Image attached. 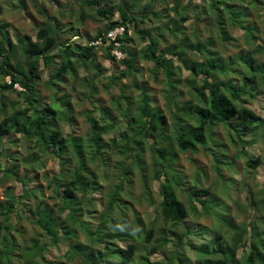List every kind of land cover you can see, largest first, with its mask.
Wrapping results in <instances>:
<instances>
[{
    "label": "trees",
    "instance_id": "trees-1",
    "mask_svg": "<svg viewBox=\"0 0 264 264\" xmlns=\"http://www.w3.org/2000/svg\"><path fill=\"white\" fill-rule=\"evenodd\" d=\"M123 1L122 5L118 0H78V4L82 7L85 5L92 12L94 22L104 23L101 30H97L93 36H87L85 45H71L66 41L64 37L74 31L73 27L67 30L58 29L59 21L49 19L45 8L39 9L35 1L34 6L37 12L47 17V24L39 26L36 40L23 36L13 43L9 37L7 25H3L0 21V79H4V82L0 83V169L3 153L10 154L6 148L3 149L2 139L13 132L23 136L26 142L31 143L33 148L38 150V153L29 152V164L36 162L39 167H43L44 162L40 155L45 158L53 156L59 160V173L53 176L48 183V186L52 187L55 192L57 202L49 207L42 201H38L35 207L28 209V213L34 225L51 245L56 246L59 242H64L67 246V258H76L80 264H132L138 253L133 241L137 225V234H141L146 243L153 242L147 254L138 259V264H264V189L263 197L257 200L254 199L252 192H249L246 199L250 201L249 205L255 208L258 215L250 217L244 228L240 230L235 227L227 214L228 219L225 220L227 226L225 227L234 235V240L229 244L223 240L221 234L223 228H220V231L215 229L213 232V228L201 226L196 218L190 216L199 217V213L205 210V218H212L210 207L207 205L217 203L219 198L209 189L199 188L197 184L184 189L182 176L175 167L179 152L194 153L202 150L215 161H221L213 169L214 171L220 173L222 163L228 164L226 167L233 171V162L227 163L223 159L225 154L219 152L221 143L214 140L215 128L218 125H223L227 129L229 140L233 144H239L242 147L240 154L245 157L246 168L255 169L259 165V157L249 156L247 148L256 143L258 139L264 138V118L250 111L242 103L244 98L253 99L261 90L264 91V64L258 62L250 49L245 54L240 52L233 57H228L233 61L224 66L219 63L218 53L207 47L200 48L199 45L194 47L196 43L193 44V41L188 39L189 42H187L183 39L181 25L187 20L186 13L189 4L181 6V0H176L169 8L170 12L178 17L177 21L168 16L166 2L168 3L169 0H155L152 9L153 0ZM243 1L237 0V3ZM208 3H210L209 10L215 12V27L218 30L217 36L224 44L223 48L232 40L223 27L226 14L234 28L244 30L245 39H256L255 25L246 24V20L241 19L246 18V10L235 8L236 0H208ZM157 4L159 7L165 4L164 10L159 11ZM199 7L203 9L202 6ZM115 15H117L116 18ZM87 18L85 13L80 12L81 22ZM152 18L155 23L152 22ZM145 22L150 27L140 28V23ZM117 26H125L127 31L131 26L139 34L141 41L146 42L139 53L131 51L129 44L132 39L128 37L126 31L121 46L125 57L116 60L110 55L111 46L107 44L104 36L108 30ZM74 33L75 36L80 35L77 31ZM164 33L174 37L180 34L183 37L179 38L175 44L167 46ZM98 40H102L101 45H90ZM161 43L165 44L163 49H161ZM8 47H10L9 52H7ZM55 50L60 55L52 54ZM99 50L102 51L105 60L116 61L125 67L120 72L121 78L128 77L136 71L135 64L139 56L145 61L152 62L154 74L157 70L162 71L167 80L168 89L165 99L173 108L171 112L172 135L167 136L166 134L164 126L166 118L163 113L158 109L150 108V101L144 88L142 91H145V94L141 93L142 105L139 108V115L136 118L129 117V111H123L127 119L128 130L131 132L128 138L131 143L122 146L123 153L130 154L143 185L147 184L148 179L140 157V141L137 137L139 135L140 138H148L153 134L159 137L155 144L157 148H152L153 152H157V156L153 159L152 180L157 184L156 191H158L160 201L154 207V217L149 222V227L146 228L143 224H139L140 219L137 213L127 204V200L121 197L122 188L120 186L108 194V201L102 211L96 212L94 206L92 210L90 209L92 198L87 199V196L94 187L89 188V183L99 187L97 182L99 176L91 169H87L82 139L78 136L68 138L63 136L61 131L53 126L58 113L57 109L54 110L51 107L53 103L42 108L36 100L39 96L37 81L42 78L44 71L48 72L46 83H52L56 89H59L58 83H65L67 76L75 80L77 71L81 67L92 68L95 71L93 79L99 77L105 71L97 63ZM187 51L198 57L205 55V60H191L186 55ZM258 51L263 52L264 48L260 47ZM2 56H4L3 61H1ZM56 59H59V64L56 63ZM174 59L179 65H174ZM40 62L45 69L41 70ZM180 66L188 70L192 76L187 78L184 84L189 88L192 99L182 103L177 93L180 77L178 75L177 81L173 77L174 71L179 70ZM232 69H236L235 73L239 74L241 81L235 77L226 76ZM218 73L221 74L222 80L219 79ZM6 77L11 79L10 85L6 84ZM34 79L37 81L35 82ZM109 79L114 81L115 76H110ZM15 83L25 88V92L14 90ZM249 83L257 84L255 87L257 89L253 86L247 91L246 86ZM88 88H91L89 84ZM5 92L22 97L21 102H17L19 109H15L14 105L15 111L13 109V113L10 114H7L5 108ZM176 94L178 95L175 96ZM57 100L61 102L62 107L67 108L68 113L73 111L67 95ZM35 102H37L36 105ZM22 103L25 107L20 108ZM68 113L64 117L71 120ZM103 113L107 118H111L107 110ZM89 122L92 123L90 133L92 157L105 165L107 163L105 155L109 153L111 146L102 139L101 133H108L113 128L114 121L104 127L99 126L93 119H89ZM135 131L141 132L136 135ZM248 133L255 136L251 140H246ZM122 139H127L125 133ZM112 142L113 146H117L113 140ZM167 142L174 143L177 152H174L173 148L168 152L165 148ZM69 150L71 157H74L75 162L77 161V167L73 170V175L67 177L72 162V158L65 159V153ZM212 151H217L218 154L213 155ZM13 158L14 162L18 161L14 156ZM125 164L122 165V180L129 183L133 179V172ZM31 167L34 166L31 165ZM17 169L15 164H12L11 171L8 173L7 169H1L4 178L12 176L22 183L25 190L19 196L18 201L12 193L6 200L0 201V264H13L12 260L17 247H20L17 262L22 257L25 258V264H38L40 260L43 264H61L46 260L42 256L46 247L40 245L37 239L32 240L34 245L31 253L27 252V247H25L21 254L22 247L17 246L10 236L12 232H20L14 216H17V220L25 216L26 209L21 203L23 198L30 196L29 192L42 193L41 190L34 188L27 189V175L24 174L19 178ZM219 176L222 177L221 174ZM223 186L228 192L233 186L232 178H224ZM144 190L149 194V186ZM180 192L183 193L187 205L181 200ZM79 193L82 197L78 195ZM124 193L125 196L130 195L127 191ZM31 196L35 195L31 194ZM207 196L210 197L211 202L204 205ZM130 209H132L134 224L128 217L127 211ZM186 219H192L195 223L192 229L186 225ZM79 233L83 235V241L79 240ZM119 244L124 246L120 247ZM168 244L171 245V249L163 250ZM160 251L164 256L162 261L151 262L149 257ZM38 257L40 260L37 259Z\"/></svg>",
    "mask_w": 264,
    "mask_h": 264
},
{
    "label": "rangeland",
    "instance_id": "rangeland-1",
    "mask_svg": "<svg viewBox=\"0 0 264 264\" xmlns=\"http://www.w3.org/2000/svg\"><path fill=\"white\" fill-rule=\"evenodd\" d=\"M34 1L38 5L39 9L45 8L46 16L51 20L59 21L58 29H69L72 28L77 31L80 35L75 36L74 31L69 32L65 35L64 39L71 43V45H85L87 44V36H93L97 30H101L104 23H96L92 20V12L85 7L78 4V0H0V21L3 25H7V30L10 32L9 37L12 39L13 43L21 36H29L32 40H36V33L39 26L47 24L45 16L39 14L34 6ZM176 0H169L168 7L166 6L168 16L173 18L175 21L178 20L177 16H174L170 12L169 8L175 3ZM38 2V3H37ZM235 2V1H234ZM159 4V3H158ZM157 4V6H158ZM189 4L187 10V20L182 23V35L177 37L170 36L164 33V40L167 46L175 44L178 39L183 37L187 42L193 41L194 47L198 45L200 48L207 47L213 52L219 54L220 62L224 66L229 60L228 57H233L240 52L245 54L247 50L251 49V53L257 58L258 62L264 64V51L259 52L260 47L264 48V0H244L242 3L234 4L235 8H241L246 10V24L255 25L256 27V39L244 38V30L240 28H234L229 20L228 15H224V29L229 33L232 40L227 46L223 48V43L219 39L218 30L215 27L216 16L215 12L209 10L210 3L208 0H181V6ZM153 5V1L151 6ZM202 6L203 9H200ZM159 7V6H158ZM159 11L164 10L165 4L160 6ZM220 11L222 12L220 7ZM80 12L85 13L86 18L84 21L79 20ZM164 12V11H163ZM261 16V17H259ZM117 15H115V18ZM153 19V18H152ZM44 22V23H43ZM155 23V20L153 21ZM42 23V24H41ZM161 23V22H160ZM163 24V23H162ZM150 25L145 23H140V28L148 29ZM127 31L128 37L132 39L129 46L131 51L139 53L146 42L141 41L139 34L129 26ZM189 39V41H188ZM247 40V41H246ZM200 43V44H198ZM161 49L165 47V44H160ZM52 54L60 55V53L55 50ZM137 55V54H136ZM187 57L191 60H205L204 56H196L189 51L186 52ZM138 56V55H137ZM234 59V58H233ZM56 63L59 64V59H56ZM97 63L105 71L97 78L93 79V74L95 71L92 68H79L77 77L74 80L71 76L65 77V83H58L59 89L51 83H46V78L48 79V72H42V78L37 81L38 97L36 100L43 107L50 106L58 111L57 118L53 123V126L59 129L63 136L67 138L70 136H78L83 142V155L87 163V169H91L98 176L99 187L89 183V188L91 192L88 194V198H92L90 209L95 207L96 212H100L104 209L106 202L108 201V194L112 192L116 187H121L120 195L124 200H127V204L137 213L140 222L143 224L144 228L149 227V222L154 217V207L160 201L158 191H156L157 184L152 178L153 173V159L157 156V152H153L152 148H157L159 137L157 134H153L152 137L140 138L138 135L141 131H135L138 135L137 139L140 141L141 148V159L143 160V166L147 172V184L141 182L137 175L136 166L134 161H132L129 153H123L122 146L126 143H131L129 136L131 132L127 127V119L123 114V111L128 110L129 117L136 118L139 115V108L142 105L141 93L146 94L149 98V105L152 109L160 110L166 118V128L167 136L172 135V118L171 112L173 108L170 103L165 99L166 91L168 89L167 80L162 71L157 70L154 74V64L150 61H145L139 56L137 57V62L135 64L136 71L128 75V77L121 78L120 72H122L125 67L120 65L118 62H109L104 59L102 51L97 52ZM174 65L177 66L179 63L174 59ZM40 68H43V64L40 62ZM236 69H232L228 72V76L235 77L238 81H241L239 74L235 73ZM180 77L177 93L179 94V101L182 103L184 101L192 99L190 97V90L185 86V80L191 76V73L182 68L176 69L174 71V79L177 81V77ZM110 76H115V80L109 79ZM220 80L221 74L218 73ZM224 79V78H223ZM227 80V79H225ZM33 81V82H34ZM4 82V79H0V83ZM261 82V81H260ZM88 84L91 88H88ZM257 87V84L249 83L246 86V90ZM257 89V88H255ZM95 90V91H94ZM176 94L175 96H177ZM65 95L69 97V101L72 104L73 111L68 113L67 108L61 106V102L57 98H62ZM22 97L16 96L14 93H4V102L7 114L13 113V109L18 108L17 102H21ZM56 101H55V100ZM35 105L37 102L34 103ZM243 106L248 108L250 111L264 118V91L261 90L259 94L252 98H244ZM15 105V106H14ZM21 107H25L22 103ZM14 109V111H15ZM107 110L110 113L111 118L104 116L103 111ZM68 113L71 120L66 119L64 116ZM45 113V112H44ZM49 115L48 113H45ZM41 115V114H40ZM89 119H93L97 122L99 126L104 127L105 125H110L114 121L113 128L108 133H101L102 139L111 146L109 153L105 155L107 160L106 164L103 165L98 160L93 159L91 143H90V133L92 128V123ZM112 119V121H111ZM127 135V139H122L123 134ZM135 135V136H136ZM253 134L246 136V140H251ZM262 139V140H261ZM26 139L18 133H11L2 139L1 145L3 149H7L10 154L3 153L1 158V169L6 170V172L11 171L12 164H15L17 169L18 177L21 178L24 174L27 175V189L34 188L35 190H41V194L37 192H29L28 197L23 198L22 206L26 209L25 216L17 220L15 217V223L19 225L20 232L10 233L11 238L17 244L21 246V254L23 248L27 247V252L31 253V248L34 245L33 239H37L40 245L46 247V250L42 253V256L49 261H56L61 264H80L76 258L68 259L67 257V246L64 242H59L58 245L53 246L46 240L40 230L32 222L31 216L28 213L29 208L35 207L38 201H42L43 204H47L52 207L55 202H57L55 197V192L52 187L48 186L50 179L59 173V160L53 156L45 158L41 156L40 158L44 162L43 167H39L36 162L29 164V152L38 153L36 148H33L32 144L25 141ZM112 140L117 144L113 146ZM214 140L221 143V148L219 152L225 154L223 158L227 163L233 162L234 170L228 169L226 165L222 163L220 173H217L213 169L216 165L220 164V160H214L213 157L209 156L207 152L199 150L194 153H178V159L175 163L177 171L182 176L183 188H191L198 185L201 189H209L214 193L219 200L215 204L207 205L210 207V213L212 218H205L206 211L203 210L199 213V217L196 218L197 222L201 226H206L220 231L223 228L221 234L223 240L231 244L234 240L233 232L229 229L227 230L225 226V220L228 219L227 214L231 218L232 224L239 228L240 230L244 228L246 223H248L250 217L253 215H258L255 208L249 205L250 201L246 199L251 191L255 200L263 197L264 189V138L258 139L251 147L247 148V154L252 158L259 157V165L255 169L246 168L244 165L245 157L240 154L242 147L239 144H233L228 137V131L223 125H218L215 128ZM28 146V148H27ZM224 147V148H223ZM165 148L168 152L174 149L177 152V147L172 142H167ZM155 151V150H154ZM41 154V153H40ZM213 155H217V151H212ZM10 155V156H7ZM13 156L18 160L13 161ZM12 158V160H11ZM71 159L70 150L65 153V159ZM65 160V162H66ZM27 161V162H26ZM26 162V163H25ZM64 162V161H63ZM127 163V164H125ZM129 167L133 173V179L131 182H125L122 180V165ZM34 166V167H31ZM77 167V161L75 162L74 157L69 166V172L67 177L73 175V170ZM0 169V201L6 200L10 193H12L17 201L19 196H21L25 190L22 183L10 177H3L2 171ZM88 169V170H89ZM222 175V177L219 176ZM232 178L233 186L227 192L223 186L224 178ZM220 178V179H219ZM91 182V181H90ZM149 186V194L144 190L145 187ZM9 188V191H8ZM129 192L130 195H126L124 192ZM31 194L35 195L34 197ZM80 197L81 194H78ZM90 196V197H89ZM181 200L184 201V195L180 192ZM210 197H206V203H210ZM155 203V204H151ZM132 209L128 210V217L133 223ZM255 212V213H254ZM93 214V213H92ZM251 215V216H250ZM134 224V223H133ZM186 225L192 229L195 223L192 219H186ZM137 226H135V237L133 241L137 247V254L132 262V264H138V259L141 256L147 254L151 248V243H146L143 240L141 234H137ZM182 229L181 227L179 228ZM79 240L83 241L84 237L81 233L78 234ZM123 247V244H119ZM16 248V247H15ZM20 247H17V253L14 252V258L12 260L13 264H25V258L20 257L21 260L17 262ZM171 249V245H166L163 250ZM162 251L149 257L151 262L162 261L163 259ZM40 260V258H37ZM140 263V261H139ZM38 264H43L40 260Z\"/></svg>",
    "mask_w": 264,
    "mask_h": 264
},
{
    "label": "built area",
    "instance_id": "built-area-1",
    "mask_svg": "<svg viewBox=\"0 0 264 264\" xmlns=\"http://www.w3.org/2000/svg\"><path fill=\"white\" fill-rule=\"evenodd\" d=\"M127 29L125 26H117L108 30L105 34L104 39L107 41V44L111 46L110 55L114 57L116 60L123 59L125 54L121 51L122 46V38L126 33ZM102 40H98L96 42L90 43V45H101ZM6 84H11V79L9 77L5 78ZM13 89L18 92H25V88H23L20 84L15 83L13 85Z\"/></svg>",
    "mask_w": 264,
    "mask_h": 264
},
{
    "label": "water",
    "instance_id": "water-1",
    "mask_svg": "<svg viewBox=\"0 0 264 264\" xmlns=\"http://www.w3.org/2000/svg\"><path fill=\"white\" fill-rule=\"evenodd\" d=\"M120 1H121V4L123 5V4H124L123 0H120ZM154 3H155V0H153V5H154ZM153 5L151 6V9L153 8ZM130 14H133V15H139V14H141V13H130ZM9 51H10V47H8L7 52H9ZM3 59H4V56L1 57V61H3ZM34 80H35V79H34Z\"/></svg>",
    "mask_w": 264,
    "mask_h": 264
},
{
    "label": "crops",
    "instance_id": "crops-1",
    "mask_svg": "<svg viewBox=\"0 0 264 264\" xmlns=\"http://www.w3.org/2000/svg\"><path fill=\"white\" fill-rule=\"evenodd\" d=\"M8 33H9V35H10V32L8 31ZM21 37H23V36H21Z\"/></svg>",
    "mask_w": 264,
    "mask_h": 264
},
{
    "label": "flooded vegetation",
    "instance_id": "flooded-vegetation-1",
    "mask_svg": "<svg viewBox=\"0 0 264 264\" xmlns=\"http://www.w3.org/2000/svg\"><path fill=\"white\" fill-rule=\"evenodd\" d=\"M118 1H120V0H118ZM121 2V1H120ZM124 2V1H123Z\"/></svg>",
    "mask_w": 264,
    "mask_h": 264
}]
</instances>
